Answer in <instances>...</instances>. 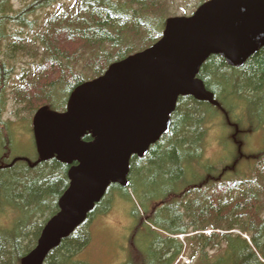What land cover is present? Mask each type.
I'll use <instances>...</instances> for the list:
<instances>
[{
    "label": "trees",
    "instance_id": "16d2710c",
    "mask_svg": "<svg viewBox=\"0 0 264 264\" xmlns=\"http://www.w3.org/2000/svg\"><path fill=\"white\" fill-rule=\"evenodd\" d=\"M10 1L0 0V264H21L58 213L75 164L39 162L36 152L32 160L12 157L13 137L3 121L8 99L18 113L32 117L43 107L53 111L58 96H66L64 112L75 88L161 39L166 22L161 18L173 0H18L16 10ZM183 1L194 13L209 0ZM56 5L44 21L36 18ZM18 56L32 60L28 69L17 71ZM196 78L219 106L180 97L167 135L146 157L131 158L128 187L111 185L43 264H84L76 259L91 244V224L110 211L115 193L132 202L130 190L138 184L159 187L153 186L159 180L162 195L146 194L144 204L130 213L135 232L122 237L121 264H175L184 256L189 264H264V48L240 68L210 56ZM10 83L13 90L5 98ZM213 121L225 133L261 132L260 148L242 150L233 139L226 145L224 133L222 156L207 158L205 135ZM82 140L92 138L86 134Z\"/></svg>",
    "mask_w": 264,
    "mask_h": 264
},
{
    "label": "water",
    "instance_id": "95a60500",
    "mask_svg": "<svg viewBox=\"0 0 264 264\" xmlns=\"http://www.w3.org/2000/svg\"><path fill=\"white\" fill-rule=\"evenodd\" d=\"M264 48V0H209L190 17L165 22L161 39L70 94L66 110L43 107L32 120L39 162L73 165L58 213L21 264H43L104 198L111 185L128 187L132 157H146L170 129L180 97L219 106L196 78L210 56L240 68ZM90 134L92 141L83 136ZM30 163L28 160H26Z\"/></svg>",
    "mask_w": 264,
    "mask_h": 264
},
{
    "label": "rangeland",
    "instance_id": "374dc122",
    "mask_svg": "<svg viewBox=\"0 0 264 264\" xmlns=\"http://www.w3.org/2000/svg\"><path fill=\"white\" fill-rule=\"evenodd\" d=\"M10 5H13L15 10L20 6L18 0L10 1ZM188 8L189 4H186L183 0H173L172 6H170L171 10L162 16L161 22L171 17L190 16L192 13H190ZM57 9L58 5L53 6L47 11L38 13L36 18L40 19V21H44L47 17L54 14ZM187 10L189 11L187 12ZM17 59L18 61H21L17 65V71L20 69H28L30 63L32 62L30 59L23 62L24 59L19 56ZM26 61L28 64H26ZM9 85L8 90L5 93V98H9V95L13 90V84L10 83ZM64 97H61L60 95L58 96L55 108L53 109L54 112L61 113L64 110L65 104L62 103L64 102ZM17 110L18 107H14L10 99H8L7 107L5 108L3 114V121L9 124V134L13 137L11 140V156L32 160L36 152L34 151V137L32 131V120L34 115L30 117L25 113H18ZM224 133L225 130L219 121H213L211 124L207 125L204 150L207 158L215 160L222 156L221 153L223 152V148L221 146V142ZM260 133L261 132H258L255 135H250L249 133L244 136L238 132L234 133V129L233 131L228 129L225 133L226 139L224 138L223 141L225 140L227 145V140L233 139L235 146L237 147L238 145H241L242 150L246 149L245 146L247 147L248 145L251 146L252 150H258L261 145L260 137H262V134L260 135ZM226 159H228V156H226ZM232 160L230 158V163ZM254 165L255 164L251 167ZM250 169L251 168L245 171V175L250 176L253 174V171H250ZM256 183L257 181H255L252 185L256 186ZM155 184H158L159 187L142 188L140 184H138L136 190H130L132 202H130L128 198H117L118 196L115 193L110 211L105 215L97 216L92 222L90 227V233L92 235L91 244L83 250L84 252L82 251L77 259L75 258L76 261H81L84 264H121L124 255V252L121 251L123 250L121 249L122 247H119L120 244L124 242L122 237L127 238L130 235L133 236L135 232V223L131 220L130 213H135L138 204H144L145 196H155L153 198L156 199L159 198V195H162V182H160V180L155 181L153 186ZM141 230L143 231L144 229ZM236 234L237 232H235V235ZM242 237L246 240L249 239L245 234H242ZM178 239L181 241L183 238L179 236ZM128 242L129 240H127V243ZM189 262L188 258L184 256L182 258H178L175 264H189Z\"/></svg>",
    "mask_w": 264,
    "mask_h": 264
}]
</instances>
